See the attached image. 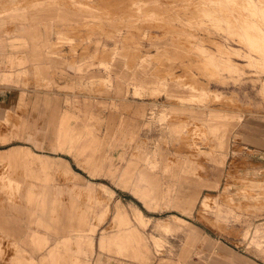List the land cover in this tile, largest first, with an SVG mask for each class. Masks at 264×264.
Instances as JSON below:
<instances>
[{"label": "rangeland", "instance_id": "rangeland-1", "mask_svg": "<svg viewBox=\"0 0 264 264\" xmlns=\"http://www.w3.org/2000/svg\"><path fill=\"white\" fill-rule=\"evenodd\" d=\"M45 99L48 107L41 102ZM54 105L77 115L60 117L62 125L92 116L84 122L109 141L101 151L104 167L121 170L132 159L142 168L144 155L153 156L164 188L171 177L161 166L171 167L183 157L193 161L188 177L216 184L201 191L190 223L214 240V248L224 246L252 264H264V0H0V187L6 188L0 199L16 215L21 209L40 214L29 193L21 192L26 182L20 175L29 162L1 151L23 145L59 156L81 177L80 187L73 189L58 173L47 178L32 173L27 179L48 185L59 198L53 215L69 210L74 227L97 226L89 264H141L96 247L101 230L120 226L113 219L115 205L130 214L136 206L154 223L181 216L180 211L160 205L148 212L105 171L91 176L85 169L90 151L78 163L51 152L43 135L50 138ZM199 109L206 124L191 114ZM132 118L140 126L137 137L122 138L120 127ZM12 128L21 133L16 139L21 143L8 144ZM42 163L32 160L31 167L43 169ZM86 186L109 204L101 220L95 215L101 207L85 198ZM177 188L187 186L181 181ZM21 203L24 208L15 209ZM48 209L41 215L45 223L52 221ZM52 225L60 228L59 222ZM26 227L40 233L47 246L62 237L33 223ZM141 232L148 240L151 235L161 239L157 252L151 248V264L172 261L180 253V233L151 227ZM15 239L0 234V264H13ZM201 255L190 258L208 264ZM33 257L40 260L39 254Z\"/></svg>", "mask_w": 264, "mask_h": 264}, {"label": "crops", "instance_id": "crops-1", "mask_svg": "<svg viewBox=\"0 0 264 264\" xmlns=\"http://www.w3.org/2000/svg\"><path fill=\"white\" fill-rule=\"evenodd\" d=\"M134 80L138 79L134 78ZM138 87L139 86L136 88ZM37 102L38 100L36 103ZM41 102L45 107H48L50 103L47 99ZM51 110H53V114L50 117L51 121L48 126L52 128L49 134L50 138L46 139V136L43 135V140L48 141L51 152L71 157L78 163V159H80L85 152L90 151L91 154L86 157L85 169L88 170L91 176H95L99 171L103 170L107 175L114 178L123 190L129 191L133 197L142 204V207L146 211L155 212L160 205H165L166 207L179 210L181 216H183L172 214L170 215V220L167 222L158 219L154 223L150 217H146L136 206L130 207V214L124 206L117 203L114 208L113 219L117 220L120 226L112 232L101 230L96 243L98 250L117 253L141 264H151V248L154 247L157 252V248L161 246L160 238L151 235L150 240H148L141 232V229L147 230L151 227L153 230L165 234L180 233L183 236V246L180 253L172 261L163 258L161 264H199L190 258L191 253L197 255V252L202 253V258L204 261H208V264L253 263L245 257L232 254L229 249L224 246L221 248H214V240L208 237H202L199 229L190 223L189 220L193 216V210L200 197L201 191L207 189L211 190L210 188H213L216 184L215 181L206 182L201 178L188 177L189 174H193V161L189 160L187 157H183L177 160L176 163H173L171 167L168 165L161 166L164 171L169 170L171 177L168 178V181L164 184L165 187L162 188L163 184L160 176L155 172V169L159 167V162L155 160L153 156L147 157V155H144L143 160L145 161V165L142 166V168L137 166L136 161L132 159L129 160L126 167L121 170H118L111 164L104 167L103 161L106 157L104 154L101 155V151L104 146H109V141H105L98 137L92 130V126L84 122L91 119L92 116L83 115L80 117L78 115L81 121H69L62 125L59 119L60 117H66V114L75 117L77 115L69 110H60L58 105L52 106ZM142 112L143 110H140L139 114L141 115ZM191 114H193V117L199 118L206 124L207 117L203 116L204 114L201 109ZM163 116L166 117V113ZM30 126L34 127L35 124H31ZM139 127L138 120L132 118L123 122L119 132L122 138L129 137L133 140L137 137ZM24 128L28 127H22V129ZM35 128L37 129L36 126ZM21 136L17 128H12L7 132L5 138L8 139V144H10L13 141H17L16 139ZM0 140L2 139L0 138ZM17 143L21 142L17 141ZM16 150H24V152H17ZM1 152H5L3 156L7 158L23 161L25 163L29 162V164H24V175H20L23 177L24 182H26L22 184L21 192L29 193V200H34L35 206L33 208L40 211L38 216L34 209H30L29 212L26 213V210L23 211V209H21L23 213L16 215V213L12 212V208L7 207L4 197H1L0 200L3 206L0 208V234L7 237H16L14 242L11 243L16 250V255L11 260L12 263L89 264L87 256L94 254L93 237L97 231V226L87 224L86 228L83 226L74 227L72 224L73 214L69 210L63 211L59 216L53 215L56 212L55 208L60 204L59 198L56 197L55 193L53 194L50 192L47 187L48 185L37 184L31 179H27V175H31L32 173L43 174L46 178L51 174L58 173L62 174L74 189L80 187L76 181H81V177L72 170L65 159L59 156L53 157L36 153L23 145L11 146ZM211 159L219 160L217 158ZM32 160L42 161L43 169L37 170L35 167H31ZM162 160H164L163 156ZM216 167L219 168V166ZM135 175H137L136 178L134 177ZM181 181H184L187 186L185 190L177 188L178 183ZM89 184L92 183L89 182ZM98 186L104 192H109V189L105 185L98 184ZM0 191L6 192V188L0 187ZM83 191L87 200L93 201L97 206L101 207V210L95 213V215L99 220L103 219L109 212V204L100 201L93 186H86ZM110 194H113V192L111 191ZM75 201L76 199L72 198L71 204ZM16 206L15 209L19 207L24 208L22 203L21 206L20 204H16ZM48 207L50 208L48 211L52 210V216L50 214L52 221L50 223H45L41 220V215L44 214ZM58 222L60 223V228L52 225ZM32 223L43 227L49 232L62 234V237L54 245L47 246V240L42 237L40 233L26 227L27 224L29 225ZM194 243L195 249L198 246L197 252H192L194 248L191 247ZM202 244L203 247H201ZM82 245L86 248L83 249ZM44 251L46 252L42 254ZM25 254H29V258H25ZM34 254H39L40 260H36L33 257Z\"/></svg>", "mask_w": 264, "mask_h": 264}]
</instances>
